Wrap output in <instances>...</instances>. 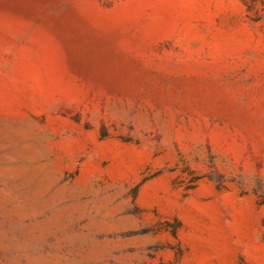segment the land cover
I'll return each instance as SVG.
<instances>
[{"label":"rangeland","instance_id":"obj_1","mask_svg":"<svg viewBox=\"0 0 264 264\" xmlns=\"http://www.w3.org/2000/svg\"><path fill=\"white\" fill-rule=\"evenodd\" d=\"M0 264H264V0H0Z\"/></svg>","mask_w":264,"mask_h":264}]
</instances>
